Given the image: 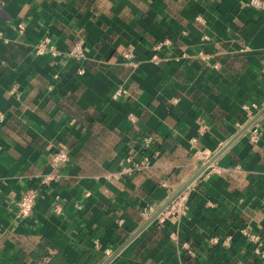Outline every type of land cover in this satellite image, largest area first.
<instances>
[{"label": "crops", "instance_id": "crops-1", "mask_svg": "<svg viewBox=\"0 0 264 264\" xmlns=\"http://www.w3.org/2000/svg\"><path fill=\"white\" fill-rule=\"evenodd\" d=\"M247 2L0 0V264H264V113L258 142L240 133L264 112V8ZM43 38L85 58L37 56ZM224 147L185 213L149 223Z\"/></svg>", "mask_w": 264, "mask_h": 264}, {"label": "built area", "instance_id": "built-area-1", "mask_svg": "<svg viewBox=\"0 0 264 264\" xmlns=\"http://www.w3.org/2000/svg\"><path fill=\"white\" fill-rule=\"evenodd\" d=\"M247 6L251 8H255V9H262L264 8V0H248ZM34 53L37 56L50 55V57L52 58L59 56L61 53H64L70 59L74 61H78V62L82 61L85 58V49L80 42H76L71 47L64 50V49L58 48V46L51 43V41L48 38H43L37 43V45L34 47ZM122 57L124 59H130V58H133V54H131L130 52H124L122 53ZM248 117L249 119H252L253 115L248 112ZM2 121H3V115L0 113V123ZM259 129L260 127L257 121L252 122L251 125L249 126V129H248L249 139L254 143L259 141V133H260ZM195 155H196V159L201 161L202 163L208 162L210 158L209 154L205 150L202 152H198ZM67 158L68 157H67L65 146L62 144H58L56 148L51 152L50 162L53 165H59V164H63L67 162ZM145 164L146 162L143 163L142 165L132 164V167L126 166V168H124L120 174L129 173L132 170H139ZM186 196L187 194L185 193V191L181 192L168 205V207H166L157 216L158 220L163 222L172 216L183 215L186 210V206H185ZM35 197H36L35 193H24L20 197V199L17 202V215L20 218H27L31 215ZM147 215L148 213L144 212V216H147ZM255 242H257V240H255ZM184 247L185 249L188 250L189 253H191L190 246L186 244ZM254 252L256 254H259L261 257H264V251H261L260 245H257Z\"/></svg>", "mask_w": 264, "mask_h": 264}, {"label": "water", "instance_id": "water-1", "mask_svg": "<svg viewBox=\"0 0 264 264\" xmlns=\"http://www.w3.org/2000/svg\"><path fill=\"white\" fill-rule=\"evenodd\" d=\"M262 113L261 112L259 114H257L256 116H254V118L242 129V132H244L252 122H254ZM227 147V146H226ZM225 149V147L213 158H211L208 162L204 163L201 168L197 171V173L188 181L186 182L179 190H177L172 196H170L166 202L150 217L149 219V223L152 222L154 219L157 218V216L166 208L168 207V205L181 193L183 192L199 175H201L209 166L211 163H213V161L215 160V158H217V156Z\"/></svg>", "mask_w": 264, "mask_h": 264}]
</instances>
